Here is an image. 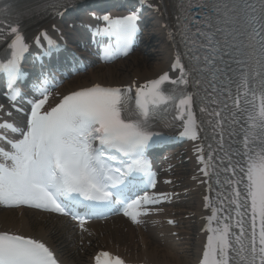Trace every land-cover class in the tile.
Returning <instances> with one entry per match:
<instances>
[{
    "label": "snow or ice",
    "instance_id": "obj_1",
    "mask_svg": "<svg viewBox=\"0 0 264 264\" xmlns=\"http://www.w3.org/2000/svg\"><path fill=\"white\" fill-rule=\"evenodd\" d=\"M74 3L63 0L55 7L70 8ZM13 8L6 3L0 9V37L8 33L11 41V56L0 62V72L7 76L9 99L15 101L21 95L15 84L24 75L20 61L29 45L20 26L21 14L13 17ZM179 8L185 39L196 43L192 37L198 35L206 51L202 58L193 57L192 67L177 55L171 66L179 71L175 79L164 72L142 84L93 83L67 94L41 86L35 89L37 98L28 100L31 108L23 126L0 122V130L18 134L8 139L0 132V140L10 146L0 147V207L71 217L81 233H89L88 218L118 212L141 225L142 217L159 212L154 206L170 198L167 193L146 191L133 198L137 190L156 185L148 150L173 139L155 130L156 122L174 108L172 120L183 122L180 136L197 140L202 129L193 109L198 104L202 114L212 117L208 123L219 135L220 148L226 134L238 145L229 146L226 164L221 160L222 171L230 174L224 180L228 195L220 199L218 193L215 202L204 197L211 215L205 217L202 231L207 236L198 264H264V0H183ZM102 19L107 27L98 31L116 38L115 47L106 48L102 59L127 55L138 30L137 12ZM192 24L199 25L195 32ZM41 36L47 52L58 47L46 32ZM47 83L45 79L43 84ZM189 85L195 91H188ZM164 127L172 124L165 122ZM208 147L207 159L202 147L195 149L205 176L215 167L212 145ZM225 200L229 211L221 215ZM94 262L126 264L108 251L97 253ZM0 264L61 262L43 239L6 229L0 230Z\"/></svg>",
    "mask_w": 264,
    "mask_h": 264
},
{
    "label": "bare ground",
    "instance_id": "obj_2",
    "mask_svg": "<svg viewBox=\"0 0 264 264\" xmlns=\"http://www.w3.org/2000/svg\"><path fill=\"white\" fill-rule=\"evenodd\" d=\"M169 52L160 42L149 43L129 58L112 66H95L84 75H78L64 85V90H72L87 86L94 82L103 84H120L129 80L139 81L153 77L162 72L167 65ZM198 206L194 196L190 201L181 204L186 211L181 216L190 215ZM180 212L175 213V215ZM43 217L19 211L0 210V230H19L28 235L45 239L60 252L71 243L70 235H62L60 227L42 222ZM196 220L190 219L179 223L177 237L172 234L176 230L164 228L157 230L146 227H131L123 220H112L104 226L95 225L93 232L99 241L89 240L90 251L98 244L111 249L126 259L141 261L147 264H191L197 255V239L194 234L188 235L185 230L196 231ZM55 244V245H54ZM74 251L85 250L72 246Z\"/></svg>",
    "mask_w": 264,
    "mask_h": 264
}]
</instances>
